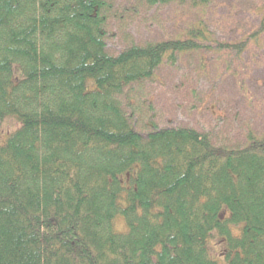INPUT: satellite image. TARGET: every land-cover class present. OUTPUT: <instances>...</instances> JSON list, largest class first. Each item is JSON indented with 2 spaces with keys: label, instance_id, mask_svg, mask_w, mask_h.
Wrapping results in <instances>:
<instances>
[{
  "label": "trees",
  "instance_id": "trees-1",
  "mask_svg": "<svg viewBox=\"0 0 264 264\" xmlns=\"http://www.w3.org/2000/svg\"><path fill=\"white\" fill-rule=\"evenodd\" d=\"M109 1L0 0V264H264V135L159 129L138 95L207 36L112 54ZM263 34L264 16L217 47L243 55Z\"/></svg>",
  "mask_w": 264,
  "mask_h": 264
},
{
  "label": "rangeland",
  "instance_id": "rangeland-1",
  "mask_svg": "<svg viewBox=\"0 0 264 264\" xmlns=\"http://www.w3.org/2000/svg\"><path fill=\"white\" fill-rule=\"evenodd\" d=\"M109 3L107 48L112 54L131 40L184 38L190 28L201 29L208 38L207 48L181 56L176 66L166 63L154 80L138 87V95L146 100L145 113L159 129L191 127L231 146L241 143L247 131L264 135V34L243 55L217 47L239 43L255 31L264 16V0H208L205 5L156 8L139 0ZM10 120L1 125V143L17 124L20 127ZM122 221L115 220L118 232L126 229Z\"/></svg>",
  "mask_w": 264,
  "mask_h": 264
}]
</instances>
